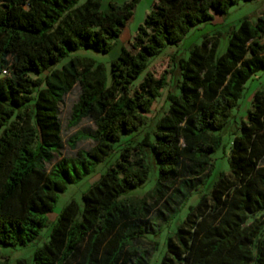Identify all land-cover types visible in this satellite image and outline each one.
Returning <instances> with one entry per match:
<instances>
[{
	"label": "trees",
	"instance_id": "trees-1",
	"mask_svg": "<svg viewBox=\"0 0 264 264\" xmlns=\"http://www.w3.org/2000/svg\"><path fill=\"white\" fill-rule=\"evenodd\" d=\"M139 1L103 10L102 0H0V248L35 244L59 194L108 164L81 205L63 208L49 241L16 264H144L130 258L145 234L140 223L163 203L187 202L190 190L197 201L159 264H264V90L246 120L230 123L246 84L264 70V16L231 27L221 56L220 32L173 56L179 77L171 86L149 71L214 13L257 0H156L130 50L109 62L88 56L114 51ZM76 85L69 126L90 119L95 131L68 146L94 145L54 162L63 147L59 106ZM164 90L167 109L152 123ZM227 149L229 173L214 158ZM148 154L157 183L133 197L150 179Z\"/></svg>",
	"mask_w": 264,
	"mask_h": 264
},
{
	"label": "rangeland",
	"instance_id": "rangeland-1",
	"mask_svg": "<svg viewBox=\"0 0 264 264\" xmlns=\"http://www.w3.org/2000/svg\"><path fill=\"white\" fill-rule=\"evenodd\" d=\"M102 1V9L104 10L109 3L123 5L131 0ZM155 1L156 0H140L138 2L132 18L123 29L122 34L117 41V46L111 54L102 55L86 50L88 53L87 55L97 61L109 62L119 54L121 47L130 50L139 26L143 24L146 15L151 11ZM262 15L264 16V0L240 2L238 5L232 7L225 16L215 14V19H213L212 22L196 26L181 43L178 45H168L159 57L152 59L149 68L150 73L156 78L165 76L167 82H169L171 86L173 81L179 77V71L176 65L177 59L173 56H177V58L187 57L189 49L194 45H199L203 39V35H211L215 32H220L222 34L218 51V56H221L226 51L231 27L237 26L239 22L246 17L255 21ZM259 90H264V70L259 72L256 77L246 84L243 95L238 101L237 107L232 112V118L230 120L232 128L236 126L238 127L242 120H246L248 111L253 109V95ZM166 92V90L163 91L162 97L159 98L152 107V113L149 115L152 123L167 109ZM79 94L80 90L76 85L72 91L64 97L63 102L59 106V120L62 126L63 147L61 149V155L56 156L54 162H57L62 157H74L77 151H88L94 145L91 140H83L76 144L75 149H71L68 146V141L76 134H92L95 131V125L90 119L82 120V122L75 127L69 126L71 109L77 102ZM231 131L232 129L230 128L227 135H224L225 145L229 141ZM230 140H232V138H230ZM214 158L216 159L217 170H223L225 173H229V149H227L226 153L219 150L214 154ZM147 163L150 167V179L143 188L130 194L133 197H144L157 183L158 164L149 154L147 156ZM262 163H264V161ZM107 165L108 164L96 165L94 170L84 179L68 185L67 189L59 194L58 201L54 206L52 213L48 215V223L46 227L42 229L40 239L35 244L27 247H17L15 249L0 248V256H4L0 257V262H5V264H16L17 260L30 257L35 248L41 247L45 242L49 241L53 225L63 208L71 201H76L81 205L83 193L99 181L100 175L104 172ZM189 177H182V180L188 179ZM186 194L189 198L187 202L182 199L180 205L172 203L171 206L163 203L152 211L150 217L146 221L140 223L142 226L141 230H144L145 234L141 235L142 238L134 244V252L130 257L131 262L141 260L144 264L160 263L166 250L168 235L174 233L177 225L186 217L189 205H194L197 201L196 193L194 191L190 190ZM172 208L177 209L178 212L174 213Z\"/></svg>",
	"mask_w": 264,
	"mask_h": 264
},
{
	"label": "built area",
	"instance_id": "built-area-1",
	"mask_svg": "<svg viewBox=\"0 0 264 264\" xmlns=\"http://www.w3.org/2000/svg\"><path fill=\"white\" fill-rule=\"evenodd\" d=\"M7 72H8L7 70H4V71H3V74H4V75H6V74H7Z\"/></svg>",
	"mask_w": 264,
	"mask_h": 264
},
{
	"label": "crops",
	"instance_id": "crops-1",
	"mask_svg": "<svg viewBox=\"0 0 264 264\" xmlns=\"http://www.w3.org/2000/svg\"><path fill=\"white\" fill-rule=\"evenodd\" d=\"M155 2H156V1H155ZM153 5H154V4H153ZM215 14H219V13H214V14H213V16H214V19H215ZM219 15H221V14H219Z\"/></svg>",
	"mask_w": 264,
	"mask_h": 264
}]
</instances>
